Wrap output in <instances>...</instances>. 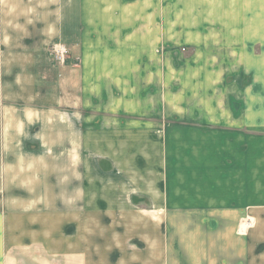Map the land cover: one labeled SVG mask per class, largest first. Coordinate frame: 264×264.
<instances>
[{"label":"crops","instance_id":"0c3cea01","mask_svg":"<svg viewBox=\"0 0 264 264\" xmlns=\"http://www.w3.org/2000/svg\"><path fill=\"white\" fill-rule=\"evenodd\" d=\"M262 29L264 0H0V264H264Z\"/></svg>","mask_w":264,"mask_h":264},{"label":"rangeland","instance_id":"374dc122","mask_svg":"<svg viewBox=\"0 0 264 264\" xmlns=\"http://www.w3.org/2000/svg\"><path fill=\"white\" fill-rule=\"evenodd\" d=\"M184 30H186V34L182 33V31H178L174 33L175 39H181V40H175V44H174L175 58L178 56H181V58L191 57V56H194L196 53L198 55V52L201 53L204 51H205V55H207L209 54V51H210L216 55L215 56L216 58L219 57L227 61L226 57L228 56V51H229V49H226L227 44H228V33H227L228 31L227 30L229 29H208L206 30L207 31L206 34L200 33V35L197 33V30L195 32L191 31V29H188V31L187 29H184ZM201 31H204V30L201 29ZM262 31L264 32V29H262ZM199 36L204 37L206 41L208 42V44L215 46V48L213 49L214 52L211 49H209V47H212V46H208V45L202 46L204 42L198 43ZM262 36L264 37V34H262ZM253 38H254V43H256L255 42L256 40H261V39H256V35L253 36ZM257 47L255 46L251 48L252 52L256 53ZM217 48L221 50L217 51ZM219 52L221 54H218Z\"/></svg>","mask_w":264,"mask_h":264},{"label":"built area","instance_id":"2783aa9c","mask_svg":"<svg viewBox=\"0 0 264 264\" xmlns=\"http://www.w3.org/2000/svg\"><path fill=\"white\" fill-rule=\"evenodd\" d=\"M49 52L51 59L58 64H63L69 53L67 47L61 43L52 44Z\"/></svg>","mask_w":264,"mask_h":264}]
</instances>
